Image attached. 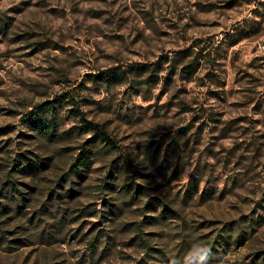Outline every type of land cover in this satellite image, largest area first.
<instances>
[{"label":"rangeland","instance_id":"obj_1","mask_svg":"<svg viewBox=\"0 0 264 264\" xmlns=\"http://www.w3.org/2000/svg\"><path fill=\"white\" fill-rule=\"evenodd\" d=\"M0 264H264V0H0Z\"/></svg>","mask_w":264,"mask_h":264},{"label":"trees","instance_id":"obj_2","mask_svg":"<svg viewBox=\"0 0 264 264\" xmlns=\"http://www.w3.org/2000/svg\"><path fill=\"white\" fill-rule=\"evenodd\" d=\"M189 68V67H187ZM191 69L187 70V75H191V73H193V71L195 70V65L194 66H191L190 67ZM44 108H46V110H49V109H54L55 107V104H54V101H49V102H45L44 105H43ZM53 118V117H52ZM32 122H34V124L36 126H39L41 125L42 123H44L46 120H42V116H40L37 112H31L30 114V118H29ZM55 121L54 119H51L48 121V125L51 126V124H54ZM81 128L82 129H85V130H90L93 135H94V138H98L100 141H102L104 144L108 145L110 148H113L115 147L113 141L110 139V137L107 135V133L101 128L99 127L98 125L96 124H93L92 122L84 119V118H81ZM51 130V129H50ZM50 134H53V131H49ZM125 163H127L128 165L132 166V163L129 162L127 159H125L124 161ZM27 166H29V168H33L35 170L39 169V164L34 162V161H29V162H23V161H19V160H15V162L13 163L12 167H11V170L9 171V174L7 175V179L5 181V183H9L10 186L14 188V182L10 179H12V173L14 172H19V171H23ZM30 168V169H31ZM135 171V170H134ZM129 188L133 187V183L132 185H129L128 186ZM138 188L136 186V188L132 191L134 193V195H136L138 193ZM167 208L165 207L163 209V211H165Z\"/></svg>","mask_w":264,"mask_h":264},{"label":"clouds","instance_id":"obj_3","mask_svg":"<svg viewBox=\"0 0 264 264\" xmlns=\"http://www.w3.org/2000/svg\"><path fill=\"white\" fill-rule=\"evenodd\" d=\"M201 251H206V252H210L211 253V250L210 248H208L207 246H205L203 249H200Z\"/></svg>","mask_w":264,"mask_h":264}]
</instances>
